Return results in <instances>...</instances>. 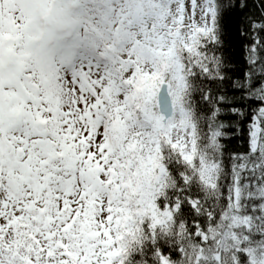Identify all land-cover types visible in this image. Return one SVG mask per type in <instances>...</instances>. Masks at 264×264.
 I'll return each mask as SVG.
<instances>
[{
	"label": "snow or ice",
	"instance_id": "1",
	"mask_svg": "<svg viewBox=\"0 0 264 264\" xmlns=\"http://www.w3.org/2000/svg\"><path fill=\"white\" fill-rule=\"evenodd\" d=\"M0 264H264V0H0Z\"/></svg>",
	"mask_w": 264,
	"mask_h": 264
},
{
	"label": "trees",
	"instance_id": "2",
	"mask_svg": "<svg viewBox=\"0 0 264 264\" xmlns=\"http://www.w3.org/2000/svg\"><path fill=\"white\" fill-rule=\"evenodd\" d=\"M238 23H239L238 17L234 16L228 21V26H227V30L229 33V41L231 42L233 47L237 50L236 52L237 56H238L239 40L236 35V26ZM231 147L234 150L238 148L237 142L235 140L231 142Z\"/></svg>",
	"mask_w": 264,
	"mask_h": 264
}]
</instances>
